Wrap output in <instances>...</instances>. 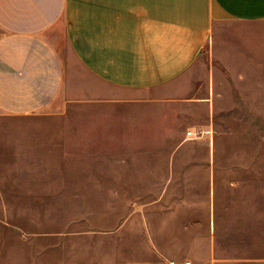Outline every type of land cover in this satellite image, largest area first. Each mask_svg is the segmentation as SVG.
<instances>
[{"label": "rangeland", "instance_id": "374dc122", "mask_svg": "<svg viewBox=\"0 0 264 264\" xmlns=\"http://www.w3.org/2000/svg\"><path fill=\"white\" fill-rule=\"evenodd\" d=\"M210 41L191 74L208 115L151 90L95 103L76 73L62 111L0 115V264H194L208 240L264 258V24Z\"/></svg>", "mask_w": 264, "mask_h": 264}, {"label": "crops", "instance_id": "0c3cea01", "mask_svg": "<svg viewBox=\"0 0 264 264\" xmlns=\"http://www.w3.org/2000/svg\"><path fill=\"white\" fill-rule=\"evenodd\" d=\"M222 22L264 24V0H0V115L62 111L71 102L73 73L78 96L95 103L128 100L103 87L151 90L161 94L156 102L208 115L212 96L195 95L191 74ZM205 247L194 264H264L218 255L213 240Z\"/></svg>", "mask_w": 264, "mask_h": 264}, {"label": "built area", "instance_id": "2783aa9c", "mask_svg": "<svg viewBox=\"0 0 264 264\" xmlns=\"http://www.w3.org/2000/svg\"><path fill=\"white\" fill-rule=\"evenodd\" d=\"M187 136L189 138H196L198 136V133L190 130V131L187 132ZM168 264H193V263L190 260H186V261H182V262H179V261H176V260H169Z\"/></svg>", "mask_w": 264, "mask_h": 264}]
</instances>
